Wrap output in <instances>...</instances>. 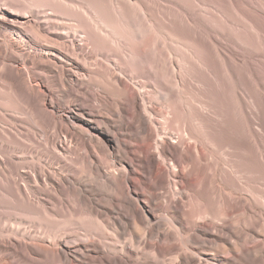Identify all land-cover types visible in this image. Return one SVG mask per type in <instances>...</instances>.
I'll list each match as a JSON object with an SVG mask.
<instances>
[{"label": "bare ground", "instance_id": "6f19581e", "mask_svg": "<svg viewBox=\"0 0 264 264\" xmlns=\"http://www.w3.org/2000/svg\"><path fill=\"white\" fill-rule=\"evenodd\" d=\"M44 9L16 15L12 29L36 27L26 38L35 52H23L14 36L0 45V61L20 65L0 78L21 105L34 149L0 157V203L23 210L29 223L0 235V264H264L256 98L243 109L237 89L244 123L229 125L206 97L187 96L194 82L178 77L173 60L167 81L153 76L164 65L163 29L148 42L137 30L98 29L96 13L77 16L87 29H50L59 22ZM149 45L156 51L144 81L180 102L178 118L168 119L176 131L164 132L153 95L127 78L125 59L140 60ZM12 249L32 260L10 259Z\"/></svg>", "mask_w": 264, "mask_h": 264}, {"label": "rangeland", "instance_id": "374dc122", "mask_svg": "<svg viewBox=\"0 0 264 264\" xmlns=\"http://www.w3.org/2000/svg\"><path fill=\"white\" fill-rule=\"evenodd\" d=\"M46 1L0 0V45L8 43L14 36L23 52H35L26 43V38L34 37L37 28L22 26L20 29L23 30L19 35L12 29H19L18 20L14 21L16 15L30 16L35 9L44 8L52 12L59 22L50 29H87L88 24L79 21V13L85 19L90 16L91 19V13H96L98 29L137 30L144 34L148 42H154L156 30L163 29L165 35L161 38V46L164 65L157 72L153 71V76L155 73L161 81H167L171 73L168 62L173 60L178 67V77L194 82V86L188 88L187 96L198 93L206 97L224 116L225 122L232 126L244 123L243 114L235 102L234 95L238 89L244 96V102L246 101L243 109L250 104L249 97L256 98L258 122L264 127V0ZM152 46L145 47L140 60L129 56L125 59L127 78L132 83H144L146 88L143 89L148 98L153 95L149 99L161 110L159 114L166 118L163 123L164 132L176 131L177 123L168 119L178 118L180 102L171 103L166 92L153 84L152 80L144 81L146 71L151 68L154 60L156 48ZM100 47L105 48L102 44ZM132 50H139L136 42ZM10 51L15 56L21 53L17 48ZM16 65L18 64L10 60L0 61V72L10 73V69ZM170 103L173 105L172 109L167 108ZM25 119L14 92L8 90L0 78V157H19L33 153V146L24 138L27 127ZM213 137L218 138L217 135ZM23 214H26L23 210L13 208L5 201L1 202L0 235L13 237L11 228L27 226L29 223ZM83 222L95 226V223L86 218ZM72 239L74 238L67 240ZM22 258L32 260V256L23 253L21 249L13 250L10 255V259L16 262L22 263ZM81 264L98 262L83 261Z\"/></svg>", "mask_w": 264, "mask_h": 264}]
</instances>
